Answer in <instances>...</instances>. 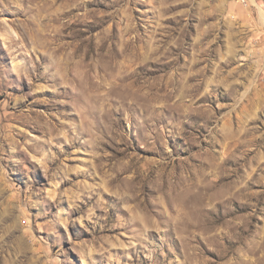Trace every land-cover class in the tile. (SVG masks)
Masks as SVG:
<instances>
[{
	"label": "rangeland",
	"instance_id": "1",
	"mask_svg": "<svg viewBox=\"0 0 264 264\" xmlns=\"http://www.w3.org/2000/svg\"><path fill=\"white\" fill-rule=\"evenodd\" d=\"M0 264H264V0H0Z\"/></svg>",
	"mask_w": 264,
	"mask_h": 264
}]
</instances>
